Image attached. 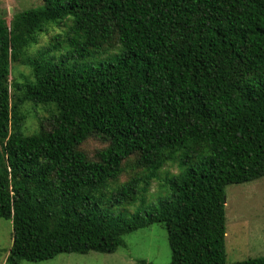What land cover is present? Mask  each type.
Listing matches in <instances>:
<instances>
[{
    "label": "trees",
    "instance_id": "1",
    "mask_svg": "<svg viewBox=\"0 0 264 264\" xmlns=\"http://www.w3.org/2000/svg\"><path fill=\"white\" fill-rule=\"evenodd\" d=\"M52 23L79 58L116 46L122 53L88 69L29 60L33 79L11 83L12 63ZM27 103L55 108L48 127L30 135L22 131ZM91 138L108 144L94 159L81 150ZM132 156L141 172L119 185ZM175 164L180 173L162 184L170 198L145 216L109 213L144 203ZM262 178L264 0H43L10 24L0 18L7 264L113 254L154 224L167 231L170 264H228L226 188ZM232 264H264V256Z\"/></svg>",
    "mask_w": 264,
    "mask_h": 264
},
{
    "label": "rangeland",
    "instance_id": "2",
    "mask_svg": "<svg viewBox=\"0 0 264 264\" xmlns=\"http://www.w3.org/2000/svg\"><path fill=\"white\" fill-rule=\"evenodd\" d=\"M42 5L43 0H0V18L7 19L10 24L15 14ZM64 29L63 26L52 23L47 27V31L37 36L35 44L26 50L21 60L12 63L11 83L23 84L26 79H33L29 60L43 58L45 61H66L71 68L88 69L93 65L115 61L116 56L122 53V48L117 49L116 46L90 58H79L75 49L62 42L67 35ZM57 36L60 37V41H54ZM57 43L60 45L55 47ZM10 92L11 96L14 95L11 85ZM22 108L26 115L25 121L22 122V131L27 135L34 134L42 126L48 127V120L55 113L53 106H34L27 103ZM107 146V143L91 138L81 146V150L90 159H94L96 153ZM135 161L136 156H132L123 163L126 171L120 176L117 184H125L140 174V169L133 168ZM179 173L177 164L167 165L161 172V179L152 183L144 203L139 199L130 206L115 205L109 213L125 219H131L135 214L145 216L158 199L170 198L171 194L165 187L162 188L163 181L166 177ZM226 200L227 263L264 256V178L247 184L228 186ZM124 240L126 247L120 248L113 254L98 252L61 254L48 261H21L20 264H170L171 250L168 235L162 225L154 224L138 230L127 235ZM12 242V223L0 219V264H7Z\"/></svg>",
    "mask_w": 264,
    "mask_h": 264
}]
</instances>
